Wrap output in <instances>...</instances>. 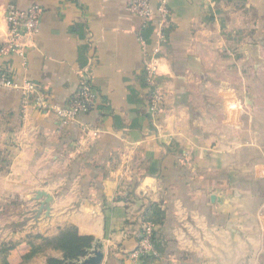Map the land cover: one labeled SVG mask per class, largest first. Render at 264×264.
<instances>
[{
	"label": "crops",
	"instance_id": "0c3cea01",
	"mask_svg": "<svg viewBox=\"0 0 264 264\" xmlns=\"http://www.w3.org/2000/svg\"><path fill=\"white\" fill-rule=\"evenodd\" d=\"M165 1L163 97L151 113L129 0H0V44L7 3L43 8L27 66L0 57L16 82L38 85L30 100L0 88V264L12 245L7 264L62 260L34 236L68 227L93 237L75 263L96 245L99 264H132L147 220L157 256L139 264H264V0ZM84 70L94 106L63 125L49 105L68 103ZM38 190L52 196L49 211L28 215Z\"/></svg>",
	"mask_w": 264,
	"mask_h": 264
},
{
	"label": "built area",
	"instance_id": "2783aa9c",
	"mask_svg": "<svg viewBox=\"0 0 264 264\" xmlns=\"http://www.w3.org/2000/svg\"><path fill=\"white\" fill-rule=\"evenodd\" d=\"M126 10L136 15L140 21L137 32L138 43L142 52V67L146 87L149 90V111L151 113L159 110L162 101V92L157 82L159 68L160 44L165 39L164 26L169 16V8L165 0H160L155 8L152 7V0H129ZM4 18L7 31L6 38L0 44V57L8 58L16 55L20 58L21 66H27L26 41L30 40L37 33L43 8L39 4H30L21 8L13 3L4 6ZM156 18L153 27L154 44L148 47V42L143 35ZM0 88H12L19 90L23 96L30 100V96L37 94L38 85L27 78L16 82L12 77L10 68H0ZM96 98V92L92 80L87 71L79 73L78 85L71 94L68 103L64 105L52 104L49 109L54 113L57 120L63 124H69L76 120L81 113L89 112ZM37 106H47L41 95H36ZM264 228V222H263ZM152 223H144L141 227L137 244L130 252L129 258L132 264H139L146 257L157 256L155 248L156 230Z\"/></svg>",
	"mask_w": 264,
	"mask_h": 264
},
{
	"label": "trees",
	"instance_id": "16d2710c",
	"mask_svg": "<svg viewBox=\"0 0 264 264\" xmlns=\"http://www.w3.org/2000/svg\"><path fill=\"white\" fill-rule=\"evenodd\" d=\"M52 240H54V242H56L57 244V247L55 248H58L62 251L63 259L59 260L55 258H49L47 260L49 264H75V260H77L79 257L86 255L93 243L92 236L79 235L75 227H68L60 231L57 236L52 238ZM12 246H3L1 248L2 264H7V262L5 261V256L7 250L10 249ZM37 250V247L31 246V249L27 254L23 256V259H29L37 252Z\"/></svg>",
	"mask_w": 264,
	"mask_h": 264
},
{
	"label": "rangeland",
	"instance_id": "374dc122",
	"mask_svg": "<svg viewBox=\"0 0 264 264\" xmlns=\"http://www.w3.org/2000/svg\"><path fill=\"white\" fill-rule=\"evenodd\" d=\"M258 85L260 87H264V80L261 81L260 83H258ZM241 101L242 102H246V99L243 97V100H241ZM257 102L264 103V94L259 95ZM261 114H262V112H259V116ZM262 176L264 177V174ZM39 200H41V199H34V206L30 209L29 213H27L28 215L30 213L36 215V214H39V213H41L43 211V210L37 211L38 210V202H39ZM10 209L17 210L18 213L20 214L25 209H27V207L26 206H23V207H21V206L13 207L12 206ZM260 214H261L260 218H264V208H263V212L260 213ZM147 222L152 223L155 226V224L152 221H150V220L145 221V223H147ZM155 228H156V226H155ZM34 242H38L37 245L41 244L40 246H45L46 248L47 247H57L56 246L57 244H56V242H54V240H52V239L51 240L44 239V238H42L41 235H35L34 236ZM33 247H35V246H33ZM75 264H77V263H75ZM78 264H80V263H78Z\"/></svg>",
	"mask_w": 264,
	"mask_h": 264
},
{
	"label": "water",
	"instance_id": "95a60500",
	"mask_svg": "<svg viewBox=\"0 0 264 264\" xmlns=\"http://www.w3.org/2000/svg\"><path fill=\"white\" fill-rule=\"evenodd\" d=\"M34 199H41L38 202V210H46L49 211V203L52 200V196L47 193L44 190H38L35 192ZM103 254L101 250L97 248L95 245L94 248L92 249V252L89 256L84 258V260L81 262V264H99L102 260Z\"/></svg>",
	"mask_w": 264,
	"mask_h": 264
}]
</instances>
